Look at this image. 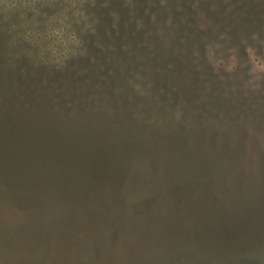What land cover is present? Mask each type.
<instances>
[{
  "label": "rangeland",
  "instance_id": "1",
  "mask_svg": "<svg viewBox=\"0 0 264 264\" xmlns=\"http://www.w3.org/2000/svg\"><path fill=\"white\" fill-rule=\"evenodd\" d=\"M29 2L0 31L11 53L0 60V264H252L243 256L264 244V0ZM77 146L94 167L79 183L41 165ZM73 190L114 226L99 261L73 250L99 227ZM159 208V231L175 219L203 243H142L127 217Z\"/></svg>",
  "mask_w": 264,
  "mask_h": 264
},
{
  "label": "trees",
  "instance_id": "2",
  "mask_svg": "<svg viewBox=\"0 0 264 264\" xmlns=\"http://www.w3.org/2000/svg\"><path fill=\"white\" fill-rule=\"evenodd\" d=\"M9 1L11 2V4L16 3V0L14 2V0H0V31L2 26L4 25H8L6 22H11L15 17H16V13L20 10L19 8L25 6V4L28 2V0H20L18 3H16L15 5H13L11 8H9L7 6V4L9 3ZM32 2V0H30L29 4ZM16 8V9H15ZM13 28H11V33L13 32ZM2 32V31H1ZM3 36L0 35V60L1 63L4 61L6 62L7 56H10V52H8L7 49H3L4 48V44L5 42H1ZM6 53V54H3ZM81 147H76L74 148V150H70L72 152L69 153L68 156H66V158H64V162H62L60 159H56V158H52L51 161H49V163L42 157L40 160H42L44 165V162L46 166H50V168L48 169V171H52L53 166H61L60 168H65L66 171L69 172V176L70 178L69 180V185H71V183H73V181L75 180L76 183H79V173L80 172H92L94 167L89 166L88 161L90 160V157H86L84 158L81 154ZM49 153H51L52 155V151H50ZM53 157V156H52ZM93 158L90 160L92 161ZM98 170V169H97ZM95 172V171H94ZM52 178H50L51 182L56 180L54 178V176L51 174ZM83 178V177H82ZM81 179V177H80ZM74 181V182H75ZM56 188V187H54ZM174 185L171 184L169 186V190L168 192V203H165V200L163 201L164 203V212L166 215H173V212L171 213V207H172V211H173V207L172 206V202H171V198L172 195L176 197V194L174 192H172V190L174 189ZM58 191V190H57ZM120 194H117V196L115 197L117 200L119 198H121L119 196ZM171 195V196H170ZM68 199H70L72 202H78L80 203L81 207L79 213L81 212V215H97V220H99V227L97 229H92L91 231L96 232L95 235H92L91 237L87 238V239H81V241H77V244H75L74 246V251L76 254H81L85 255L84 258L86 259H93L95 261H99L98 257V246L100 244H115L116 242V238H115V230H114V226L108 224H105V222L100 219V217L98 215H105L104 213H98L99 211L95 210V209H90V204H86L87 201L82 197V193L79 195V193L76 190H73L72 192L69 191V194L67 196ZM105 200H102V204L105 206V208H107L108 203H113L115 202V198L112 200H108V196H104ZM104 201V202H103ZM105 203V204H104ZM163 203L161 205V208L163 206ZM168 204H171L170 207ZM107 205V206H106ZM161 208H159L156 213L154 214H149V212L146 214L147 216H144V214H139L137 210H131V216L129 217L128 215V209L126 210V212L124 211V215H128L127 219L131 220L133 222V225H131L133 227V230L136 232L137 235H140V239L142 243H145L147 245H152V246H178L180 244H182L184 241H190L193 242V240H195L194 242L197 244L200 242H202V234H198V235H194V233L188 231L187 229H183L180 226V223L178 221H176L174 219V222H172V219L169 218V220L171 221L170 227L168 231H165L164 229L159 231L157 228H159L157 226V222L158 221H162L164 220L166 217V215H164V213L161 211ZM130 212V210H129ZM137 214H136V213ZM111 215V214H110ZM122 215V214H119ZM178 215V214H177ZM143 216V217H142ZM168 216V217H170ZM221 223L224 227L228 228V224H226L225 226V222L223 220V218L221 217ZM127 221V220H126ZM233 222V221H231ZM121 226V223H120ZM232 226H234L235 228L241 227L243 226V224H240V222H237L235 224H233ZM231 226V227H232ZM153 227V228H152ZM149 228L153 229V231H150ZM227 229V233H228ZM139 233V234H138ZM51 235V234H50ZM55 236V235H53ZM83 237V235H82ZM193 237V238H192ZM201 239V240H200ZM203 243V242H202ZM86 246V247H83ZM248 252V253H247ZM245 255L243 257L244 260H251L252 264L255 263V257H261L264 254V244L261 245V243L255 245L254 248L248 250ZM83 258V257H82ZM124 261V260H123ZM126 261V260H125Z\"/></svg>",
  "mask_w": 264,
  "mask_h": 264
}]
</instances>
